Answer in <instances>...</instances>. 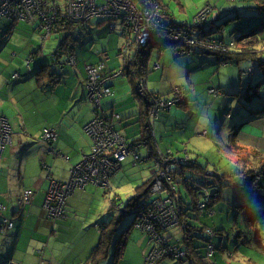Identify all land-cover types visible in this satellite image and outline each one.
Returning <instances> with one entry per match:
<instances>
[{"label": "rangeland", "instance_id": "rangeland-1", "mask_svg": "<svg viewBox=\"0 0 264 264\" xmlns=\"http://www.w3.org/2000/svg\"><path fill=\"white\" fill-rule=\"evenodd\" d=\"M200 1L205 2L206 0H194L196 4L200 3ZM219 1L221 7L237 6L240 3V0H237L235 4L228 2V0H219ZM162 2L163 4L168 5L170 9L175 12L176 14L175 16L178 18L184 16L183 15L184 13H179V11L186 10L187 5L188 7H193L192 4L189 2V0H162ZM231 2H234V0ZM252 2H254V0H252ZM55 4L61 6L60 10L58 9L55 11L54 10L50 11V7L48 5L44 6V3H41V5H34V8H32L31 10H26V15L23 17L13 18L11 16V18L8 17L0 21V38H1L0 47H2V45L5 43L3 37L4 31L7 29V27H11L14 25L13 28L14 30L8 36L5 47L3 48V50L0 48V50L8 55L10 54L17 55L16 57L18 59H16L15 66H18V70L21 71V74L25 75L23 78H25L30 74H33V71L37 69L40 65L47 64L49 61H51L53 59V55L57 50V47L61 42V37L63 34L61 29L63 28L62 26L57 25L56 19L59 20L60 17L65 14L66 3L64 1L63 2L59 1L56 2ZM112 5L114 6L116 16L118 15V17L121 19L118 20L115 17V15L109 16L108 19H104L105 21L100 25L95 24V26H93V30L91 29L92 27H90L93 23L92 22L87 27L89 28V31H87V33L83 36L81 40L84 43L78 41L76 43H73L72 45L77 46L79 49L84 48L85 53H88L89 55H93L95 58L99 56L98 54L100 52L103 54L107 53L109 55L108 56L109 61H106V63L108 64L109 62H111V65L112 64L115 65V69H118L120 67L122 61V69L117 71V72H121V75L124 74L123 66L126 64L125 61L127 59H130L131 54L134 55L136 50L147 51L145 49H152V50L155 49L160 54H162L166 50L164 56H161L159 58H156L157 54H155L153 57V59L155 58L153 63L157 60H160V62H162L163 65L164 59L169 58V61L172 62L174 60L173 57L174 58L180 57L179 59L183 60V64L185 65V67L188 64L193 65V69H186L184 67L182 70L184 73L180 74V69H181L180 67L172 68V64H170L169 62L167 63V67L165 68L166 77H169V79L176 80L175 82L178 83H180L179 81L181 80V84H182L181 87L174 88V89H178L179 90L178 92H173L174 89H172L170 93L171 97L169 98V100H171V102L173 103L172 104L173 107L171 109L177 107L183 108L187 104V95L191 92L190 94L192 95V99L190 100L191 101L196 100V103H198V107H199L197 109V112L199 114L195 113L196 115L200 116L197 121V125L200 124L202 127L196 128V124H195L196 117H193L189 121L190 123L189 128L185 131H183L182 129L184 128V126L183 127L179 126L177 129L174 130L170 128L167 129V133L165 132L166 134H163L162 140L168 144L169 147L168 149L169 151L167 152L168 154L157 150L156 152L153 153H149V152L146 153L145 156L139 158V160H134L131 154L126 155L125 158L126 159L129 158V161H132V165L134 167L131 165V162H129L128 160L125 163L123 162L124 164L122 169H124L123 170L124 173H121L120 175L121 176L123 175V178L125 180H120L118 178L116 179L115 188L118 190L117 191L118 194L122 195L123 197L122 205H121V201H118L117 197H115L114 195L112 196L111 199L109 198V196L112 195L111 180L116 173L122 170L121 169L122 166L116 171H113L108 177L106 175V172H108V168L102 167V176L105 175V180L107 181L106 185L96 184L94 178L90 177L89 178L90 181L80 186L79 184H77L78 181L76 180L74 171L80 164H82V162L85 159L95 158L96 161L99 162L100 161L99 156L102 154V152L104 153L112 152L111 147H109L108 150H106L105 145H102L101 147L102 143L99 138L104 136L108 137V132L111 135H114L115 133H112L111 130V126H112L111 119H114L115 121L120 120V117L115 114H111L108 117L105 116L104 115L105 112H103L102 109H100L102 112L99 113L98 107L96 106L97 105L96 100H92V93L94 92V91L92 92V89L94 85L89 84V82L87 81V75H88L87 68L90 67V65H86L84 67L85 77L82 82L84 89L86 91V96L83 103L88 104L91 107L93 117L85 125L84 129L90 123L96 122V124L98 125V131L97 132L95 131L96 133L94 132V134L91 135V134H87L84 130V133L86 134V136L90 138L92 144L88 154L85 155L82 158V160L76 165H74L73 166L74 168L72 167L73 169L71 168L70 170L69 177L65 182L66 184L67 182L70 183L67 189L68 194L66 195L65 205L63 209L60 211L59 216L57 218H52L51 216L53 215L51 214H54V212H56V209L51 210L46 206L47 201H49L50 199L58 198L56 190H54V188H52L51 190L48 188V191L46 192L44 198V202L42 204V210L45 212L47 218L54 224L57 223L58 221H65L68 219L66 208L69 197H71L75 191L83 190L86 193L88 189L85 190V188L87 186H93L96 190H98L101 193L100 196L103 199L107 197L106 203L108 204L109 207L107 213L110 214V216H112V219L113 218L117 219L121 217L116 238H118L119 235L127 228L130 229V233L127 235V245L123 252L122 258L120 260H115V258L113 257V252H111L110 258L108 260L109 261L108 264H187L188 259L191 260L193 258H189L190 254H188L187 251H181L177 249L173 244L174 243L173 240H175V238H177L178 236L182 237L180 230L177 229L179 228L180 225V218H179L178 208L176 206L177 204L176 201L179 199V197H181L180 187H182V183L183 185L185 184V178L183 177L185 172H190L196 178V180L193 182V184L190 187L191 193L193 194L197 193L198 195L195 204L196 211L195 213L194 212H190V213L199 214V212L202 210L204 205L201 202L200 204H198L197 201H199L198 200L199 198L201 199L203 193L208 197L210 194L209 192L211 190L216 191L213 198H206V199L214 200L216 197L217 198L220 197L221 200L219 199L216 202V205L214 204L216 211L219 213L218 214L219 216L217 217H219L220 219H226L227 217L228 218L230 217L229 219L230 223L233 221L232 213H230V215L228 216L229 213L224 208V205H226V203L220 201L222 200L227 201L230 199L232 200L234 199L233 205H231L232 206L231 211L234 214H241L242 211L241 209L237 210L234 204L242 203L241 206H245V204L246 206L250 205L252 202L254 203L253 196L255 195L256 197L260 196L258 200L259 201L262 200L264 202V189L259 190L260 191L259 193L254 192L253 195H248V196L245 195L244 192H242L243 195L239 196V194L241 193L239 188L243 184V179L249 177L251 178L252 176H254L255 179L251 184L252 189H256L260 178L264 179V155L259 150L258 151L248 150L247 147L245 148V146L241 144L234 146L228 143L227 145L224 146V144L221 143L222 140L220 139V137H216V129L213 130V128L211 127V129L208 128L209 130H205L207 128V124L210 118L212 120L214 117L217 118L219 116L222 118V126H221L222 131L220 132V134H222L225 131V129L228 130L226 131V133L230 132L231 134H234L238 128L243 126L242 123H243V118L246 116L245 113L249 112L248 115L250 116V114H252L254 118L257 117V112L259 111L262 113V115L264 114V105H263L264 84L262 85L260 84L263 77V70L262 68H260V63L256 61V58L261 59V57L264 55V54L263 55L259 54L260 52L264 51V30L262 32H258V34L256 35V38L259 42L258 43L259 50L257 49L256 51L259 53L252 52L253 55L256 57L248 58L246 60L245 56L236 57L237 52L248 53L247 51L255 48L256 41L252 40V38L248 39V37L246 36L247 33H245V35L242 34L240 35L239 31H237L238 22L244 21L245 18H240L239 20L235 21L234 18L232 17L230 18L231 21L226 23L227 25H222L220 27L215 26V30L208 32V35H206L207 33L204 32L205 29L207 30L206 28L207 25H209L208 23L209 14L205 19L203 28H197V27H193V23L191 25H182V24H174L169 22L168 21L170 19L169 14L167 10L161 5L159 0H117L112 2ZM246 12H247L246 15L242 14L239 16H246L247 19L254 18L253 20L255 22H250V24L255 23L253 25L255 27L260 24L259 21L261 19L264 20L263 10L262 11L254 10L251 11V13L246 10ZM100 16L101 15L96 16L98 18H93L91 21H93L94 19H102V17ZM217 22L220 21L218 20ZM144 24H146L149 29L151 28L153 30V31L151 30L152 34H149L148 36L145 35L143 28H141L143 27ZM139 25H140V31H138L139 37H137L134 35V32H132V30L134 29V26L138 27ZM112 26H114V28H112ZM164 26L168 28H165ZM186 26L191 27L190 30L192 31V37L191 36L190 37L193 40H196L197 38L196 35H198L202 37V40H206V43L208 45H212L218 50L220 48L216 44L222 45L225 51L227 52V54L228 55L232 54V56L231 57L226 56L225 52H222V54H220L219 51L217 50L204 49L203 45H201L202 47V48L200 47L201 49L193 47L194 49L192 48L190 52L182 53L181 51L185 50L184 45H182L183 42L174 40L171 37V35L168 36L166 32H163L158 28V27H162L166 30H169L170 28V30L172 31H177L185 28ZM260 26L263 27V24H260ZM55 27L59 29L56 30V33L54 32ZM224 31L227 33V35H230L232 39L226 37V40L223 41L222 33H224ZM86 36L89 42L83 40ZM144 38L146 40V43L142 45L140 43V40ZM111 40L120 42L119 48L123 44L122 48L119 51V56L121 61L117 55L116 47L110 42ZM207 40L209 41L213 40L215 44L211 43L212 41L208 42ZM90 44H93L94 46L93 51H91L90 49ZM127 44H129L128 47H126ZM78 48L76 49L75 47L76 52H78ZM125 48L127 53L124 50ZM38 51H40V53L38 54L39 56L36 59H33V62H30L29 68H27L26 63L28 61H31L30 59H32L31 56L33 55V53ZM198 51H202L204 55L214 56L215 58H217L218 62H220L218 64L219 66H222V64L224 63L232 62V60L237 64L236 66L240 65L241 69L247 66L245 70H240V76L243 83L244 84L246 82L250 83L253 80L254 86L258 85L257 86L258 88H256L254 91L249 92L251 99L249 100L248 98H243L242 101L240 95L239 98L238 96L233 95L231 91H229L228 89L224 90V92L220 89H217L219 84L218 78L217 76L213 77L210 75L211 72L213 74V70H211V72L210 71L206 72L205 74H203L200 71H196L197 69L196 66H199L201 63L200 59L185 55L195 54ZM222 55L225 56L223 57ZM71 56L72 57L67 58L65 55H62L59 61L54 64L53 67L55 68V70L61 73L63 71L64 65L69 66L66 67L65 68L66 70L64 71V75L66 74V80L62 79V81H60V83L57 85L56 92L52 91V89L51 90L45 89L47 91L44 92L42 91L44 93L42 100H40L41 94L38 88L36 87L35 82L32 79L29 80L28 82H23L21 85H18V87H21L25 90L26 92L25 99H28L31 103H33L34 101L36 102L37 111H41V113L44 114L47 109H52L53 104L59 102L58 98H60V102L66 101L64 99V95L66 94V92L69 94L71 92L69 91V87L67 86L68 81L69 84L74 83V77L71 76L70 69L71 67L72 68L75 67V63L77 61L74 52L72 53ZM153 59H151V57L150 59L148 58L149 65H151ZM221 59H223L224 61H220ZM243 61H248L249 62L248 64L249 65L251 64L253 68L249 67L248 64L246 65L245 63H243ZM262 63H264V61ZM156 64L157 63H155L154 66H156ZM255 64H256V69H254ZM5 68L9 70L8 66L0 61V82H2L5 79V76L7 75V73L5 72ZM105 71H106V66L104 72H102V75L99 76V79L104 80ZM9 72L10 71H8V74ZM59 72H56L58 73L57 76L59 75ZM152 72L153 71H151V74L155 73ZM48 73L49 71L47 69L45 72H43V75L40 78L41 82L50 79V77H48ZM114 73H112V75ZM141 79L136 81L133 89L135 96L139 100H143L145 102V109L147 114V118H146L147 121L145 122V124L142 123V133L144 132L146 134L145 137L141 136L138 140L133 141L140 144V146L137 148V150L139 149V151H141L143 148H146L145 145L149 143L148 140L145 139L148 137L149 134H151V130L148 128L152 126L153 124L152 121L158 118L160 112L170 111V109H163L165 108L164 105L165 103H162L163 106H161V103L153 101L152 97L155 96L158 99L163 100L162 102H164V99L160 98L159 96L150 94L149 92H147V90L146 92H144V94L142 93L143 96L142 94L140 95L139 91H144L142 90V88L143 87L145 88L144 83H146L144 81H143L144 83L141 82ZM209 79L212 80L209 81ZM49 83L51 84V82ZM124 83L128 84L127 81ZM168 84H169L168 82L167 83L164 82L162 83V86L164 88H168ZM26 85H28L27 90L25 89ZM48 86L51 88V85ZM95 86H99L98 81H96ZM121 87L122 84L120 82H116L114 88L112 89L117 90L118 91L117 94L120 93L122 96L126 97V95L128 94H126L124 91H121L120 89ZM104 88H107L106 85H104ZM242 88H244V86H242ZM107 89L110 91V95L107 97L100 98L99 102L102 103L104 99H108L113 96L112 91L109 88ZM4 92H7V89ZM207 92H209L211 95H209ZM21 93L22 91L19 90L16 95H19ZM242 94H243V90H242ZM51 101L53 102L51 103ZM9 102L12 104V106L15 107V103H13L12 101ZM136 102H138L137 99ZM69 109L70 107L69 108L67 107V110ZM186 123H188V120ZM203 128H205L204 131L207 133V136L204 135L206 133L202 131ZM17 129H18L19 138H23L25 137V135H27L26 130L24 128L22 129V127H18ZM49 130L51 131L50 133L52 132L54 133L52 129ZM242 131L241 132L244 133L245 135L252 134L253 136L256 137H260L262 136V134H264L263 129L259 130L257 128L246 130V127H243ZM201 133L202 136H200ZM117 135L122 140H124V142H126L123 136H121L119 133ZM41 138L42 136L40 135L39 139H35V140L39 141V143L42 145V143L40 142ZM225 138L226 137H224L223 142H225ZM50 139L53 142L54 140L53 134H50ZM112 141L116 142L114 140ZM214 141H217V143L215 144ZM48 146H50L49 143ZM100 147H101V152L99 153ZM135 147L136 146H133L132 149H136ZM10 148L11 146H7V148L0 155V159L3 156H5L7 153H9ZM41 155H40V160H42ZM64 159L67 160L66 157ZM148 163L152 164V168L141 167ZM230 166L234 167L232 171H229ZM118 181L122 182L123 184H120V182ZM210 182L212 184H209ZM223 182H224V187L222 188L220 186L221 188H219L218 184ZM237 187L238 189H236L235 191V188ZM138 188L140 189L137 190ZM208 188L210 189L209 192H207ZM25 191L32 192L31 196L30 197L28 196L29 198L27 197L26 193H24ZM87 193L90 196L93 195L92 192L90 191H88ZM235 193L239 197H236ZM141 195L143 196L141 197ZM33 196H34V191L30 189L23 190L21 192V197L17 198V201H15L16 216H20L24 208L31 204ZM134 196L140 197V200L142 199L145 202L148 201L150 203L148 205L146 204V206L144 205L142 208L139 206L135 210H132V207L129 208L126 206L129 199ZM248 199H250L249 202ZM100 201H102V199H100ZM87 203L91 205L90 200H88ZM96 203L99 204L98 202ZM102 204L104 205L105 203L102 202ZM262 204L263 203L260 204L256 202L252 205V207L254 208V210H258L261 209V207L263 206ZM2 210L3 207L0 205V216ZM124 211H127L128 214L123 215ZM214 215H215L214 212H212V210L210 209V216H214ZM86 216L87 214H84L81 217L82 219H84ZM102 217L103 215L99 214L95 216L96 219H92L90 222L83 223L81 226L82 231L85 233L91 230L92 231L95 230L94 223L96 221L99 222L100 220H102L103 219ZM210 219H211L210 217H207L206 219L203 220V222L210 224ZM250 220L251 218H247V219L244 218V222L242 220H238V223L243 225H248ZM0 223H1L0 234H3L5 230H10L12 228L6 226V224L13 226L11 222L7 221L4 218L0 220ZM103 227L108 229L107 227H109V224L106 223ZM101 228L102 226L96 225L97 232H99ZM248 228H249L248 232L250 233L251 227L248 226ZM91 234L92 233H89L90 236L89 239L91 238ZM200 234H203L204 236H208L209 240L215 237V234L207 229L202 230ZM93 236L95 235L93 234ZM146 237H148V239ZM98 238H99V233H98ZM83 239L88 243L91 242L89 241L87 236L84 238L81 235L75 238L74 241L77 244L79 242L80 244H83L84 242ZM97 242L98 241H96L94 246L97 244ZM259 243H260L259 241L254 240V244L258 249L260 248ZM144 249L148 251L143 258V253L141 254V251ZM253 252L256 251L253 250L250 253ZM211 253H212V249L208 247V251L206 254L208 259L212 258ZM250 253L249 255L253 256L252 258L249 257V255L236 253V254H229L224 259V261L226 264H234L236 260H239L241 264H256V263L261 264L262 262L261 260L264 261V256L260 254L259 251H257V254L255 256ZM247 258H251V259L248 260ZM86 261L87 259L85 260V262Z\"/></svg>", "mask_w": 264, "mask_h": 264}, {"label": "crops", "instance_id": "crops-1", "mask_svg": "<svg viewBox=\"0 0 264 264\" xmlns=\"http://www.w3.org/2000/svg\"><path fill=\"white\" fill-rule=\"evenodd\" d=\"M159 2L169 14L170 19L168 21L174 24L191 25L196 15L204 8H209L210 13L208 16V23L209 25H211L213 31L214 26L212 25L217 20H224L225 18L229 19L230 17H233L234 20L237 21L240 18H245L244 21H239L237 25V31H239L240 35H245L249 27L255 24H250V22L255 21L253 20L254 18L247 19L246 16L239 15H246V10L251 13V11L256 10L257 7H264V0H254V2H252V0H240V3L237 6L229 7H221L219 0H216V2L215 0H206L205 2L200 1V3L198 4H196L194 0H189L193 7H188L187 5L186 10L179 11V13H184V16L178 18L175 16V12L171 10L168 5L163 4L162 0H159ZM228 2L235 4L237 0H234V2L228 0ZM104 21V19H94L88 25L83 26V28L85 29L78 32L82 35L81 37H78L79 35L77 34V32H75V37L80 39L83 38L87 31H89V28L87 27L92 22L93 23L90 27H92L91 29L93 30V26H95V24L100 25ZM229 21L231 20H228V22ZM260 24H263V27H261ZM260 24L259 27L261 29L259 32H262L264 30V20H262ZM13 28L14 25L11 27H7V29L4 31L3 37L5 43L2 45V47H0L2 50L6 45L8 36L14 30ZM112 28H114V26H112ZM222 37L223 41L226 40V37L232 39L231 36L227 35L225 31L224 33H222ZM83 40L89 42L87 36ZM255 41V53H259L256 51L257 49L259 50V42L257 39H255ZM110 42L116 47L117 55L120 59L119 51L122 48L123 44L119 48L120 42L114 40H111ZM72 47L75 58L77 60V64L75 63V67H71L70 69L71 76L74 77V83H70L72 84L70 85L68 81V84L70 86L66 83L69 87V91L71 92L70 94L66 92V94L64 95V99L66 101L60 102V98H58L59 102L53 104L52 109H47L44 114L41 113V111H37V105L35 101L31 103L28 99H25L26 92L23 88L18 87V85H21L23 82H28L32 79L41 94L40 100H42L44 91L52 89V91L56 92L57 85L60 83V81H62V79L66 80V74L64 75V71L66 70L65 68L69 66L64 65L62 73L56 71L59 72V75L56 76V78H58L57 83L50 84L47 83L48 80L37 82L36 78L32 74L23 78L25 75L21 74V71L18 70V66H15L16 59H18L16 57L17 55H8L0 50V61L7 65L9 68V70L5 68V72L7 73V75L5 76V79L0 82V115L6 118L12 131L10 151L5 155L6 157L3 156L0 159V205L3 207L0 220L4 218L7 221L11 222L13 225L10 230H5L3 234H0V264H38L40 260L38 252L43 247H45V249L42 254V259L47 264H83L89 257L93 248L96 246H94V244L96 243V241H98L97 239L99 233L96 231V225H102L104 216L108 214L107 211L109 207L106 203L107 197L103 199L100 196L101 193L93 186H87L85 188V190L88 189L87 192H92L93 195L91 196L87 192L85 193L82 190L75 191L73 195L69 197L66 208L68 219L65 221H58L54 224L47 218L45 212L42 210V204L44 202V198L51 181L53 180L57 182H66L69 177L71 168L79 163L82 158L88 154L92 144L90 138L84 133L85 125L93 117L91 107L88 104L83 103L86 96V91L82 82L85 77L84 67L86 65L91 66L96 65L100 62H105V77L107 79L105 85L112 91L113 96L108 99H104V101L101 103V107L103 112H105V116L108 117L111 114H115L120 117L119 121L111 119V127L113 128L112 131H116L121 136H123L127 143L136 141L142 136L141 118L142 115L146 114V109L145 102L143 100H139L134 94V83H136L137 80L134 76L135 70L133 68H130V71L132 73V76L130 77L127 75V73H124L117 78H111L112 73L122 69L121 59L120 67L118 69H115L114 64L111 65V62H109L108 64L106 63V61H109V55L107 53L103 54L100 52L98 54L99 56L95 58L93 55L85 53L84 48L79 49L74 45H72ZM75 47L76 49L78 48V52H76ZM90 49L91 51H93V44H90ZM165 51L160 54L157 50L150 49L147 53L148 58L150 59L151 57V59H153L155 54H157L156 58L164 56ZM39 53L40 51L35 52L31 57L33 59H36L39 56ZM253 53L251 52L250 54H248L237 52L236 57L245 56L247 60L248 58L256 57L253 55ZM259 54L263 55L264 51L260 52ZM132 55L133 54H131L130 59ZM251 55L253 56L251 57ZM185 56L196 57L200 59L201 63L199 66H196V71H200L205 74L206 72H211V70H213V74L211 72L210 75L213 77L217 76L219 82L217 89H220L223 92L224 90L228 89L233 95H236L238 97L240 95L242 101L243 98H248L250 100L251 97L249 92L254 91L256 88H258L257 86H254L253 80L250 83H243L240 76V70H245L247 66L241 69L240 65L236 66L237 64H234L233 60V62L224 63L222 64V66H219L218 64L220 62H218L217 58H215L214 56H208L198 53ZM227 56L231 57L232 54ZM179 58L180 57H173L174 60L172 62L169 61V58L164 59V66L162 65V62H160V60H157L153 63L155 58L152 60L151 65H149L147 59L145 64L144 78L141 79V82H146L145 87L147 92L153 95H157L164 100H169V98L171 97L170 93L172 89L181 87L182 84L181 80L179 81L180 83H178L175 82L176 80L166 77L165 68L167 67V63L169 62L170 64H172V68L180 67V74H183L184 72L182 70L185 65L183 64V60H180ZM261 60H264V55L261 57ZM155 63H157L156 66H154ZM243 63L247 65L249 62L243 61ZM248 66L252 67L251 64H248ZM254 67V69H256V64L254 65ZM185 68L193 69V65L188 64ZM150 70L155 73L151 74ZM8 71H10L9 74ZM15 74L19 75L17 81L12 80V77ZM211 80L212 79H209V81ZM126 81L128 82V84L124 83ZM116 82H120L122 84V87L120 89L121 91H124L126 94H128L126 95V97L122 96L120 93L117 94L118 91L112 89L114 88ZM164 82L169 83L168 88H164L162 86V83ZM48 85H51V88ZM27 86L28 85H26L25 87L26 90ZM242 86H244V88H242ZM6 89L7 92H4ZM19 90L22 91V93L16 95ZM190 93L187 95L186 106H184L183 108L177 107L170 109V111L160 112L158 118L152 121L153 124L150 127L151 134H149L147 138L149 143L145 145L146 148H143L141 151H139L141 157H144L148 152L153 153L157 150L168 154V144L162 140V137L163 134L167 133V129L169 128L174 130L179 126H184V128L182 129L183 131H185L189 128V121L193 117H196V128L202 127L200 124L197 125V121L200 116L195 114L198 113V103H196V100H190L192 99V95ZM207 93L211 95L209 92ZM136 99L138 102H136ZM9 101L15 103V107L12 106ZM52 102L53 101H51V103ZM67 107H70V109L67 110ZM100 112L102 111L100 110L99 113ZM259 112H257L256 118H254L253 116L250 117L248 115L249 112L245 113L247 117L245 116L243 118V126L238 128L239 130L237 129L234 134H231L230 132L226 133V131H228L226 129L222 134H220V132L222 131V118L219 116L217 118L214 117L212 120L210 118L207 124V128H203L202 131H204V129L209 130L208 128L211 129L212 127L213 130L216 129V137H220V139L222 140L221 143H223L224 146L228 143L234 146L241 144L245 146V148L247 147L248 150H259L264 155V134H262V136L260 137H256L252 134L245 135L244 133H242L243 127H246V130L255 128L264 130V114L262 115V113ZM187 120L188 123H186ZM18 127H22V129L24 128L26 130L27 135H25V137H18ZM44 129H53L57 134V139L51 147L54 151H52L51 149L47 150L39 143V141L35 140L39 139L40 135L42 136V132ZM204 135L207 136V133ZM200 136H202V133L200 134ZM224 137H226L225 142H223ZM214 143L216 144L217 141H214ZM40 155L42 160H40ZM65 157L67 158V160L64 159ZM127 160L129 161V158H127L124 163ZM129 162H131L132 165V161ZM123 164L121 169L123 168ZM141 167L152 168V164L148 163ZM233 169V166L229 167V171H232ZM123 170L124 169L120 170L112 178V195L109 196L108 194L110 199L113 195L117 197V200L121 201V205L123 204V197L122 195L118 194V190L115 188V184L117 178L120 180H125L123 178V175H120L121 173H124ZM246 179H243V182H245ZM120 184L123 183L120 182ZM180 188L181 197H188V193L185 192L182 187ZM27 189L34 191V196L32 198L31 204L24 208L20 216H16L15 201H17V198L20 197L21 192ZM236 189L238 188H235V191ZM100 199H102V201H100ZM88 200H90L91 205L87 203ZM233 201L234 199L220 201L226 203V205H224V208L228 211V216L230 215V213H232L231 205H233ZM96 202H98L99 204H97ZM102 202H104L105 204L103 205ZM84 214H87V216L82 219L81 216ZM99 214L103 215V219L101 218L102 220H100L99 222L96 221L94 223L95 230L84 233L81 229L82 224L90 222L92 219H96L95 216ZM251 215H254V213L252 212ZM217 216H214L216 217L214 218L215 223H218V220H224L225 222H227L230 219V217H227L226 219H220ZM232 219L235 223L237 220L244 221V218L239 214L234 215ZM250 222H252V220H250ZM237 225L235 224L233 225V227L235 228ZM241 225L242 227L244 226L243 224ZM245 226L247 231L249 230L248 226L251 227L250 231L253 230L251 232L255 235V241L257 240L260 242L259 249L255 246L254 243L252 247H249V243L248 248L250 250H248L247 252L249 253L253 250L259 251V253L264 256V217ZM89 233H92L90 239ZM93 234L95 236H93ZM79 235L83 236L84 238L87 236L89 241L91 242L88 243L83 239V244H80V242L77 244L74 239ZM177 238L180 237L178 236ZM147 251L146 249L141 251V254L143 253V258ZM243 255L249 254L245 253ZM251 258L247 259L249 260ZM261 261V264H264V261ZM108 263V260H106L103 264ZM234 264L241 263L239 262V260H236Z\"/></svg>", "mask_w": 264, "mask_h": 264}, {"label": "trees", "instance_id": "trees-1", "mask_svg": "<svg viewBox=\"0 0 264 264\" xmlns=\"http://www.w3.org/2000/svg\"><path fill=\"white\" fill-rule=\"evenodd\" d=\"M256 10H259V11L263 10L264 11V7H257ZM230 18H232V17H230ZM230 18L229 19L225 18L224 20L220 19L219 20L220 22H217L218 21L217 20L216 21L217 24L215 22L212 25V26H214V30H215V26L220 27L222 25H225L228 22V20H230ZM259 22H262V19ZM56 23H57V25H60L63 28V29H61V31L63 32L62 37H61V42H60L59 46L57 47L55 54L53 55V59L51 61H49L47 64L40 65L37 69H35L33 71L32 75L36 78L37 82L40 81V78L42 77L43 72H45L47 69L50 73V74L48 73V77H50V79H48L47 83H49V82H51V84L57 83L58 78L55 77V76H57V73H56L55 68L53 67L54 64L59 61V59L62 57V55H65L66 57H68L69 55L71 56L73 53V47H72L71 43H76L78 41H81V39H82V38L80 39V38L75 37V32H77V34L79 35L78 37H81L82 35L78 32L80 30H83V26H85V25H82L80 23L70 22L64 16H61L59 20L56 19ZM86 25H88V24H86ZM253 25H251L249 27L246 36L248 37V39L252 38V40H255V39H257L256 35L258 34V32L260 31L261 28L259 27V25L256 27ZM206 28H207V30L205 29V32H204V33H207L206 35H208V32L213 31V29L211 28V25H207ZM54 29H55V31H54L55 33H56V30H59L56 27ZM145 50H147V51L136 50L134 55H132L131 59H127L125 61L126 64L123 66V69H124V73H127V75L129 77L132 76L130 68H133L135 70L134 76L137 80L144 78L145 64H146V61L148 59L147 53L150 49H145ZM202 51H198L196 53L203 54ZM247 52H248V54H250L251 52H255V49L249 50ZM225 55L227 56L228 54L226 53ZM252 56L253 55H251V57ZM220 61H224V60L221 59ZM256 61H258L260 63V68H262V70H263V77H262V81L260 83L262 85V84H264V63H262L264 60L256 58ZM134 76H133V78H134ZM17 80L18 79H15L13 81H17ZM251 116H253V115L250 114V117ZM0 117H2L3 119L6 120V118L3 117L2 115H0ZM146 118H147V114L142 115L141 122L143 124H145V122L147 121ZM7 123H8V121H7ZM45 130H47V129H44L43 132ZM54 133H55V131H54ZM55 135H56V139H57V134L55 133ZM141 135H142V137H145L146 134L143 132ZM147 138L145 140H147ZM56 139L53 142L49 143L50 146L44 145V144H42V145L46 149H51L52 144L56 141ZM183 177L185 178V184L183 185V183H182V188H183V190H185V192L188 193L187 194L188 197H179V199L177 200L178 202L176 201V203H177L176 206L178 208V213H179V218H180V225H179V228H177V229L180 230L182 237L176 238L175 240H173L174 241L173 244L175 245V247L177 249H179L181 251H187L188 254H190L189 258H193L191 260L188 259L187 264H226L224 261V258H225V256L227 257L229 254H236V253L237 254H245V253L249 254L250 252L249 253L247 252L248 250H250L248 248V245L250 243L249 247L253 246V243L255 240V235L252 234V232L249 233L248 231H246L247 229H246L245 225L243 227L241 224L239 225L238 220L236 221V223L234 221H232L231 223L229 221L225 222L224 220H218V223H215L213 221L214 218H216L214 216H217L219 214L215 209V205H216V202L220 199V197H218V198L216 197L217 198V199L215 198L216 200L215 199L214 200L205 199L204 197H201V199L199 198L198 199L199 201H197V203L198 204H200V202L203 203L204 207L199 212V214H194L196 211L195 204H196V200H197L198 195H197V193H195V194L191 193L190 187L193 184V182L196 180V178L190 172H185ZM254 179H255L254 176H252L251 178L249 177L246 179L245 182H243V184L239 188V190L241 192L239 194V196L243 195L242 192H244V194L248 196V195H253L254 192L259 193L260 192L259 190L264 189V179H262V178H260L258 186L256 187V189H252L251 184H252ZM55 182H57V181H55ZM59 183H65V182H59ZM209 184H212V183L210 182ZM218 185H219V188H221V187L223 188L224 182L220 183ZM139 189L140 188H138L137 190H139ZM208 190H210V189L208 188L207 191ZM219 191H220V189H219ZM142 196L143 195H141V197ZM239 196L236 195V197H239ZM255 197H256V195L253 196L254 203H256V202H258L260 204L263 203L262 204L263 206L261 207V209L254 210V208L252 207V205L254 204L253 202L247 206H246V204H245V206H241L242 203L234 204V206L237 208V210L238 209L242 210L241 214H239V215L242 216L243 218H246V219L251 218L252 222H256V221H258V219H262L264 217V202L262 200H260L261 202L258 200L260 198V196L256 197V198ZM255 199H257V200H255ZM249 200L250 199H248V202H249ZM149 203L150 202H148V201L145 202L142 199L140 200V197L134 196V197L129 199L126 207H129V208L132 207V210H135L137 207H139V206L141 207V206H144L146 204L148 205ZM210 209L212 210V212H214V214H215L214 216H210ZM125 210H126V208H125ZM190 212H194V213H190ZM252 212L254 213V215H251ZM126 214H128V212L124 211L123 215H126ZM232 214H233V216L236 215L233 212H232ZM207 217L211 218L210 224L203 222V220L206 219ZM104 219H105V222H103L102 225H100V226H102V228L99 230L98 242H97L96 246L93 248L92 252L90 253L89 257L87 258V261L84 264H102L106 260H109L111 252H113V257L115 258V260H120L123 256V252H124L125 247L127 245V235L130 233V229L127 228L126 230H124L119 235L118 238H116V234L118 231L119 222L121 221V217L117 218V219L116 218L112 219V216H110V214H107V216L104 217ZM233 222L236 225L238 224L235 228L233 227V225H235ZM252 222L249 221V224H251ZM106 223L109 224V227H107L108 229L103 227ZM0 227H1V223H0ZM204 229H207V230L211 231L212 233H214L215 237L212 238L211 240H209L208 236H204L203 234H200L202 232V230H204ZM251 231H253V230H251ZM146 238L148 239V237H146ZM208 247L212 249V253H211L212 258L211 259H208L207 255H206L207 251H208ZM44 249H45V247H43L38 252V256L44 262V264H47L42 259V257H43L42 254H43ZM250 254H253L255 256L257 254V251L250 253ZM249 256L253 257L252 255H249ZM39 262H40V260H39ZM115 262H117V261H115ZM256 264H258V263H256Z\"/></svg>", "mask_w": 264, "mask_h": 264}, {"label": "built area", "instance_id": "built-area-1", "mask_svg": "<svg viewBox=\"0 0 264 264\" xmlns=\"http://www.w3.org/2000/svg\"><path fill=\"white\" fill-rule=\"evenodd\" d=\"M59 1H62V2L64 1L66 3L65 14L63 16L66 17L68 21L73 22V23H80V24L82 23L86 25V24H89V22L93 18H98L96 16H99V15H101L100 17H102V19H108L109 16H113V15H115V17L118 20L121 19L118 17V15L116 16L114 6L112 5V2L117 1V0H0V21L8 17L11 18V16L13 18L23 17L26 15V10H31L32 8H34V5H41V3H44V6L48 5L50 7V11L51 10L55 11L58 9L60 10L61 6H59L58 4H55L56 2H59ZM209 12L210 11L208 8L202 9L199 12V14L195 17L193 21V27L203 28V24L205 23V19L207 15L209 14ZM164 27L168 28L166 26ZM141 28H143L146 36H148L149 34H152L153 30L151 28L149 29L146 24H144L143 27ZM158 28L159 30L166 32L168 36L171 35V37L174 40L183 42L182 45H184L185 50H182L181 51L182 53L190 52L193 47L201 49L202 48L201 45L204 46V49L217 50L219 51L220 54H222V52L227 53L222 45L216 44L220 48L218 50L214 46L208 45L206 43V40H202V37L198 35H196L197 38L195 37L196 40H193L191 38L192 37V31L190 30L191 27L189 26H186L185 28L181 30H177V31H172L170 30V28L169 30H166L162 27H158ZM138 31H140V25L138 27L134 26V29L132 30V32H134V35L137 37H139ZM207 41L208 42L212 41L211 43H214L213 40L211 41L207 40ZM0 42H1V38H0ZM140 43L144 45L146 43L145 38L141 39ZM129 44H127L126 47H128ZM124 50L127 53L126 48ZM68 57H72V56L69 55ZM104 69H105V65L103 62L97 63L96 65L94 66L92 65L87 68V74H88L87 81L89 82V84L94 85L92 89V92L94 91L92 93V100H96V104H97L96 106L98 107V111L102 109V107H100L101 102H99L100 98L107 97L110 95V91L107 88H104V85L107 80L106 77H104V80L99 79V76L102 75V72H104ZM120 75H121V72H116L113 75H111V78H117ZM18 76L19 75L16 74L15 76L12 77V79L13 80L18 79L19 78ZM96 81H98L99 86H95ZM142 90L144 91H139L140 95L146 92V87L145 88L143 87ZM178 91H179L178 89L173 90V92H178ZM152 99L154 102L161 103V106H163L162 103H165L164 104L165 108L163 109H171L173 107L172 105L173 103L171 102V100H167V101L164 100V102H162L163 100L158 99L155 96L152 97ZM84 130L87 134L93 135L95 131L96 132L98 131V125L96 124V122L90 123ZM111 130H112V127H111ZM50 132L51 131L47 129L42 133V138L40 140L42 144L48 145V143L52 142L50 139V134L54 135V140L56 139L55 133L53 132L50 133ZM112 133H115V134L111 135L108 132V137L104 136V137L99 138L102 143L101 147L102 145H105L106 150H108V148L111 147L112 152L111 153L102 152V154L99 156V160H100L99 162H97L95 158H87L74 171V175L76 176V180L78 181L77 184H79L80 186L90 181L89 180L90 177L94 178V181L96 184L106 185L107 181L105 180V175L102 176V167L108 168V172H106V175L108 177L113 171H116L122 166V163L126 159L125 158L126 155L131 154L134 160H139V158H141L139 149L137 150V148L140 146L139 143L137 142H133L130 144L126 143L124 142V140H122L117 135L118 133L113 132V131ZM11 139H12V132H11V128L9 124L7 123L5 119L0 117V155L7 148V146L11 145ZM112 140L116 142H113ZM133 146H136L135 147L136 149H132ZM101 147H100L99 153L101 152ZM69 185L70 183L68 182L67 184L59 183L55 181L51 182L49 189L51 190L52 188H54V190H56L57 197H58L57 199H50L46 203V206L50 208L51 210L56 209V212H54V214H51L53 216L50 215L52 218H57L59 216L60 211L63 209L65 205L66 195L68 194L67 189ZM24 193H26L27 197L28 196L30 197L32 194L31 191H25ZM142 207L143 206H141V208ZM6 226L10 228L12 227L11 225H7V224ZM39 264H44V262L40 259Z\"/></svg>", "mask_w": 264, "mask_h": 264}, {"label": "water", "instance_id": "water-1", "mask_svg": "<svg viewBox=\"0 0 264 264\" xmlns=\"http://www.w3.org/2000/svg\"><path fill=\"white\" fill-rule=\"evenodd\" d=\"M207 54V53H206ZM215 190H211L209 193V196L207 197V196H204V198H213V196H214V194H215Z\"/></svg>", "mask_w": 264, "mask_h": 264}, {"label": "bare ground", "instance_id": "bare-ground-1", "mask_svg": "<svg viewBox=\"0 0 264 264\" xmlns=\"http://www.w3.org/2000/svg\"><path fill=\"white\" fill-rule=\"evenodd\" d=\"M230 1H233V0H230ZM31 61H28L26 64H27V68H29V65H30V62H33V59H30ZM207 192H209V190L207 191ZM204 196H206L204 193H203V196L202 197H204ZM206 199V198H205Z\"/></svg>", "mask_w": 264, "mask_h": 264}]
</instances>
